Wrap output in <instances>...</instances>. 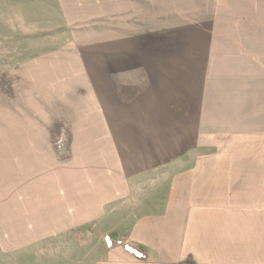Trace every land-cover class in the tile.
<instances>
[{"label":"rangeland","instance_id":"obj_1","mask_svg":"<svg viewBox=\"0 0 264 264\" xmlns=\"http://www.w3.org/2000/svg\"><path fill=\"white\" fill-rule=\"evenodd\" d=\"M31 1L23 0L24 9L18 10L9 0L6 29L7 9L0 0V71L60 41L61 36L51 38L57 34L56 8L50 0H42L40 9L29 7ZM119 4L128 12L132 5L126 0ZM216 6V15L197 9L171 19L183 24L184 31L177 34L184 40L169 38L174 34L168 30L152 34L145 48H139L138 59L146 63L138 64L131 80L147 72L152 87L140 102L149 103L145 115L135 111L127 119L128 128L143 133L149 130L145 121L157 124L169 140L171 154L176 151L177 156L155 172L154 187L120 191L125 196L116 202L140 206L135 225L147 220L151 210L153 216L165 212V226L162 218L146 221L156 225L154 234H131L139 241L167 236L165 264H264V15L244 16L248 19L232 29L224 9ZM22 12L25 19L17 26ZM152 23L157 29L165 26ZM40 28L41 33L29 35ZM193 30L202 36L194 38ZM167 56L180 62L165 65ZM99 66L116 75L117 86L129 83L116 74L129 69L127 65H87L90 71ZM169 69L174 71L171 80L165 79ZM48 90H43L42 119L54 126L51 136L49 128L43 131L41 158L28 159L26 150L25 164L11 168L3 152L7 145L0 144V264H140L124 257L121 246L105 247L107 230H123L125 224L106 214L116 202L107 203L106 195L98 199L97 191L81 177L91 176L92 169L101 176L106 171L87 154L81 155L79 145L66 143V119H51L55 115L51 110L59 105L51 104ZM117 133L124 137V131L116 129ZM117 144L123 146V141ZM85 203L92 208L90 217L83 213L88 210ZM93 220L97 222L89 223Z\"/></svg>","mask_w":264,"mask_h":264},{"label":"crops","instance_id":"obj_2","mask_svg":"<svg viewBox=\"0 0 264 264\" xmlns=\"http://www.w3.org/2000/svg\"><path fill=\"white\" fill-rule=\"evenodd\" d=\"M119 1L121 0H50L58 16L53 28L57 30V34L51 38L61 36L58 44L46 52H38L27 59L19 60L11 68L0 71V144L7 145L3 147V152L8 154L7 160L11 165L9 167L19 166L20 162L23 166L27 160L26 150L29 153L28 159H40L43 131L47 133L46 129L49 128L47 135H53L54 123L48 125L47 121L43 122L42 119V102L43 98H46L43 97V94L46 96L43 90L48 88L51 104L59 105V108L51 110L55 114L51 119L65 118L67 122L66 143L73 144L74 147L79 145L78 150L81 151L78 152L81 155L87 154L89 160L105 169L103 177L92 169L91 176L84 175L81 181L97 191L98 199L106 195L107 203L116 202L120 196H125L120 191H137L145 186L149 190L154 187L155 172L165 168V163L177 156L176 151L171 154L169 140L165 141V132H162L157 124L145 121L149 130L143 133L128 128L129 120L135 111L140 116L145 115L149 103L144 100L140 105V102L147 88L152 87V79L147 72L140 73L139 77L136 75L135 81L131 82L138 64L146 63L145 60L138 59L142 52L139 48H145L157 30H162V33L167 30L173 32V36H167L180 40L183 36L177 33L184 31V28L181 30L183 24L180 27V21L174 22L171 19L187 13L186 10L201 9L205 11L204 15H216V5L219 3L224 9L225 21L234 26L232 29L248 19L244 16H259L261 13L264 15V4L261 6L264 0H165V5L160 0L156 1L161 4H154L155 0H126L132 4L129 12L122 9ZM10 4L18 6V10H23L22 6H25L23 0H11ZM30 5L32 6L29 7L40 9L43 1L33 0ZM2 7L3 10L7 9V23L3 26L10 29L9 0H2ZM199 14L200 12H194V15ZM122 16L130 18H114ZM23 18L24 13H19L17 26ZM154 21L158 25L165 23V26H158L157 29L153 26ZM231 22H234L233 25ZM160 27H165V30ZM3 29L2 27L1 31ZM41 30L40 28L29 35L39 34ZM191 35L200 38L201 33L193 30ZM165 58L170 59L168 56ZM179 62L175 58L165 59V65ZM110 63L129 67L116 73L122 75L118 78L129 83H120L117 86L115 74L106 72L100 66L97 71H90L87 67L89 64ZM169 71L172 72L165 73L167 80H171L170 74L174 72L172 69ZM138 122L140 120L136 121ZM58 125L63 126L61 122H58ZM58 125L55 124L56 127ZM138 126L143 125L140 122ZM116 129L124 131V137H119L118 133L115 135ZM121 141L123 146L117 144ZM87 144L90 146L86 150L84 146ZM0 151L2 152V148ZM127 203L123 201L121 206L119 201L113 203L111 209L107 207V216L112 219L114 216L120 217L117 220L125 225L123 230L112 228L105 234L117 231L124 235V244L133 242L147 249L145 259L137 260L120 245L122 253L126 254L124 257H130L140 264H165L167 260L164 255L169 251L167 236L165 240L149 237L140 241L131 236L138 231L154 234L156 225L146 221L162 218L165 222L161 224L165 226V212L164 215L153 216V211L147 213L146 209L148 219H140L141 224L135 225L134 218L139 216L140 206H133L131 201ZM85 206L88 210L83 213L90 217V214L93 215L92 208L87 203ZM118 211L120 215L116 213ZM167 211L169 209H166ZM93 221L89 223L97 222ZM126 222L131 224L127 225ZM152 239H158L159 242H153ZM114 248L116 247L109 250ZM154 258L156 260H153Z\"/></svg>","mask_w":264,"mask_h":264},{"label":"trees","instance_id":"obj_3","mask_svg":"<svg viewBox=\"0 0 264 264\" xmlns=\"http://www.w3.org/2000/svg\"><path fill=\"white\" fill-rule=\"evenodd\" d=\"M125 237L117 231L107 233L103 236V242L107 249L113 246L123 245V250L137 260H143L146 257L147 249L137 243L124 244Z\"/></svg>","mask_w":264,"mask_h":264}]
</instances>
